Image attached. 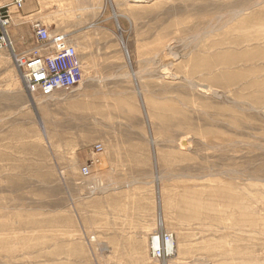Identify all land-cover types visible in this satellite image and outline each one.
Segmentation results:
<instances>
[{
	"label": "rangeland",
	"instance_id": "rangeland-1",
	"mask_svg": "<svg viewBox=\"0 0 264 264\" xmlns=\"http://www.w3.org/2000/svg\"><path fill=\"white\" fill-rule=\"evenodd\" d=\"M38 1L83 77L38 105L0 51V264H264V0Z\"/></svg>",
	"mask_w": 264,
	"mask_h": 264
},
{
	"label": "built area",
	"instance_id": "built-area-1",
	"mask_svg": "<svg viewBox=\"0 0 264 264\" xmlns=\"http://www.w3.org/2000/svg\"><path fill=\"white\" fill-rule=\"evenodd\" d=\"M26 0H14L7 6L17 10L24 7ZM12 18L8 10L0 14V51L11 45L8 28ZM36 40L34 49L17 54L13 47L12 57L27 91L31 94L40 91L43 96H52L61 90L75 87L83 77L81 56L71 37L64 32H57L45 26L39 20L32 23ZM97 149H101L99 146ZM88 173V168H84ZM162 245V241H161ZM162 247L154 249L155 255L162 256Z\"/></svg>",
	"mask_w": 264,
	"mask_h": 264
},
{
	"label": "crops",
	"instance_id": "crops-1",
	"mask_svg": "<svg viewBox=\"0 0 264 264\" xmlns=\"http://www.w3.org/2000/svg\"><path fill=\"white\" fill-rule=\"evenodd\" d=\"M14 0H0V2H5L6 4L3 5H7V4H11ZM2 5V6H3ZM14 6H9V12L13 13L11 14V18H12V25L11 28L9 30L10 33V37L13 41V44L15 45H19L21 44V42L23 41V33L25 31H23L22 29H28L29 32H31L32 30L30 29V22L31 20H41L43 16H44V8H43V4H41L40 1L38 0H26L24 7L21 10H18L19 14L16 15L15 11L13 10ZM57 7L54 6L55 9V13H56V9ZM55 16V14H53ZM22 21V25H21V21ZM34 39L33 34L31 33V39ZM34 42V41H33ZM31 48H33L32 46H30ZM151 214V212H150Z\"/></svg>",
	"mask_w": 264,
	"mask_h": 264
},
{
	"label": "bare ground",
	"instance_id": "bare-ground-1",
	"mask_svg": "<svg viewBox=\"0 0 264 264\" xmlns=\"http://www.w3.org/2000/svg\"><path fill=\"white\" fill-rule=\"evenodd\" d=\"M198 7V6H197ZM201 7V6H200ZM199 7V8H200ZM223 8H226V6L225 5H222V9ZM250 8L249 7H244V8H233L232 10H228L229 12H227V13H229L230 15H231V19L230 20H227L226 22V24L224 25V26H227V25H229L233 20H235V19H237V18H239L240 16H242V15H244L245 13H246V11L247 10H249ZM221 16V15H220ZM220 19V18H219ZM35 21V20H34ZM220 21V20H219ZM213 26H215V25H213ZM223 26V25H222ZM222 26H221V28H222ZM223 26V27H224ZM228 27V26H227ZM215 28V27H214ZM225 28V27H224ZM211 29L213 30V27H212V25H211ZM33 31V30H32ZM211 31V30H210ZM212 32V31H211ZM10 35V34H9ZM10 43H11V45H9V49H11V47H13L12 49H14V44H13V41H12V39H11V37H10ZM34 49V48H33ZM22 53H24V52H22ZM41 95V93H40V91L38 90V91H35V92H33V95H32V97L34 98V102L36 103V104H38V105H40L41 103H42V101H40V100H38V99H35V98H38L37 96H40ZM42 97H44V98H50L49 100H53V98H55L54 96H55V94L54 95H52V96H43V95H41ZM36 111V110H35ZM40 121V123H42V121L41 120H39ZM41 127H42V130L44 131V133L46 134V125H44L43 123L41 124ZM161 222V221H160ZM161 225H163V223L161 222ZM162 231V230H161ZM162 240H164L165 241V243H166V246L164 245V247L166 248L167 247V251L169 252V254L170 253H172L171 255L172 256H177V250L175 249V242H174V236H173V234L172 233H170V234H168V236H167V239L165 240V237H162L161 236V234L160 233H157V234H154L153 235V237H152V246H153V248L155 249V248H157V247H162V245H161V241Z\"/></svg>",
	"mask_w": 264,
	"mask_h": 264
}]
</instances>
